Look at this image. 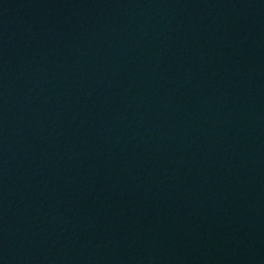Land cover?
Returning a JSON list of instances; mask_svg holds the SVG:
<instances>
[{
  "label": "water",
  "instance_id": "obj_1",
  "mask_svg": "<svg viewBox=\"0 0 264 264\" xmlns=\"http://www.w3.org/2000/svg\"><path fill=\"white\" fill-rule=\"evenodd\" d=\"M0 264H264V0H0Z\"/></svg>",
  "mask_w": 264,
  "mask_h": 264
}]
</instances>
